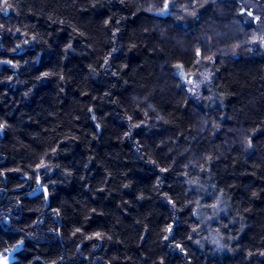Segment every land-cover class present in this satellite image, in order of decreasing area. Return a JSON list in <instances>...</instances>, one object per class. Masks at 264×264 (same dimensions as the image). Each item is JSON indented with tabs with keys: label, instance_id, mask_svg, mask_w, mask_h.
<instances>
[{
	"label": "trees",
	"instance_id": "1",
	"mask_svg": "<svg viewBox=\"0 0 264 264\" xmlns=\"http://www.w3.org/2000/svg\"><path fill=\"white\" fill-rule=\"evenodd\" d=\"M242 11L0 0V256L264 264V54Z\"/></svg>",
	"mask_w": 264,
	"mask_h": 264
},
{
	"label": "rangeland",
	"instance_id": "2",
	"mask_svg": "<svg viewBox=\"0 0 264 264\" xmlns=\"http://www.w3.org/2000/svg\"><path fill=\"white\" fill-rule=\"evenodd\" d=\"M240 4L243 6V11L251 19L253 26L257 29V39L256 44L261 48L264 54V0H239ZM180 44V42L178 43ZM204 74V73H203ZM201 74L198 78H188L185 85L189 93V96L194 100H198L201 96L200 85L203 81H207L208 75ZM211 245L214 247L219 246V240L215 235H210ZM21 247L18 246L5 254L0 256V264H12L14 261L15 252H17Z\"/></svg>",
	"mask_w": 264,
	"mask_h": 264
}]
</instances>
